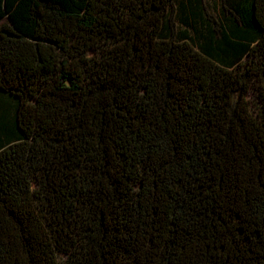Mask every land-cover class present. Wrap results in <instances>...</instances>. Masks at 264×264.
I'll return each instance as SVG.
<instances>
[{
  "label": "trees",
  "instance_id": "16d2710c",
  "mask_svg": "<svg viewBox=\"0 0 264 264\" xmlns=\"http://www.w3.org/2000/svg\"><path fill=\"white\" fill-rule=\"evenodd\" d=\"M173 2L0 0V264H264V0Z\"/></svg>",
  "mask_w": 264,
  "mask_h": 264
},
{
  "label": "rangeland",
  "instance_id": "374dc122",
  "mask_svg": "<svg viewBox=\"0 0 264 264\" xmlns=\"http://www.w3.org/2000/svg\"><path fill=\"white\" fill-rule=\"evenodd\" d=\"M221 5L222 0H174L176 30L179 33L186 32L188 36H196L198 30L205 29L202 17L211 16L214 20L222 18Z\"/></svg>",
  "mask_w": 264,
  "mask_h": 264
},
{
  "label": "crops",
  "instance_id": "0c3cea01",
  "mask_svg": "<svg viewBox=\"0 0 264 264\" xmlns=\"http://www.w3.org/2000/svg\"><path fill=\"white\" fill-rule=\"evenodd\" d=\"M15 111V97L0 90V147L15 141L19 137Z\"/></svg>",
  "mask_w": 264,
  "mask_h": 264
}]
</instances>
